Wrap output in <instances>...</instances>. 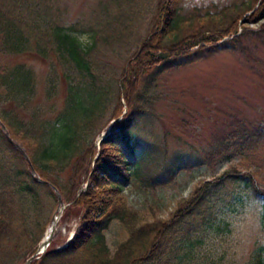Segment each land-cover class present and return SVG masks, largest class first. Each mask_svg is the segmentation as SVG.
Here are the masks:
<instances>
[{
    "label": "trees",
    "instance_id": "trees-1",
    "mask_svg": "<svg viewBox=\"0 0 264 264\" xmlns=\"http://www.w3.org/2000/svg\"><path fill=\"white\" fill-rule=\"evenodd\" d=\"M77 1L81 7L72 20ZM181 2L0 0V121L5 126L0 125V264H23L26 259L22 263L18 255L26 248L36 249L48 225L39 223L40 213L47 201L52 203L50 211L57 206L53 186L70 202L66 213L76 207L84 212L74 239L65 248L47 249L30 264H78L81 255V264H217L198 261L197 254H203L198 249L202 228L187 219L212 209L227 188L225 175L197 185L176 203L168 218L152 214L151 221L128 205L121 192V184L134 182L146 167L143 150L138 161H131L126 152L133 150L132 137L140 119L151 112L160 76L221 50H246L242 41L248 32L234 35L238 20L252 9L246 21L264 16V0L233 1L203 13L195 6L186 17L180 14ZM149 12L147 34L126 57V49L136 39L135 30ZM82 32L88 34L87 43L78 37ZM225 35L234 37L218 43ZM258 37L264 40V29ZM22 53L50 60L43 78L45 98L57 95L61 82L66 83L58 110L34 101L38 88L32 67L5 61L6 56ZM106 54L125 60L121 71L115 70ZM110 102L115 117L122 115L118 129L99 149H92L85 144L86 129L104 115ZM55 111V117H50ZM5 130L22 141L30 162L8 140ZM207 143L206 163L239 157L248 167L249 151L264 146V127L233 118L221 133H211ZM31 167L43 182L36 180ZM68 167L66 192L58 174ZM85 180L88 187L76 197ZM244 182L248 186V179ZM250 190L264 205V191L254 186ZM115 219L127 237L111 253L104 231ZM33 221L37 229L31 236ZM250 264H264L263 245L253 251Z\"/></svg>",
    "mask_w": 264,
    "mask_h": 264
},
{
    "label": "rangeland",
    "instance_id": "rangeland-1",
    "mask_svg": "<svg viewBox=\"0 0 264 264\" xmlns=\"http://www.w3.org/2000/svg\"><path fill=\"white\" fill-rule=\"evenodd\" d=\"M233 1L240 3L242 0H182L180 14L186 17L195 6L200 7L202 13L207 9L216 10ZM152 2L155 4V0ZM80 7L77 1L70 19H75ZM252 10L245 12L238 20L234 34L248 32L249 37L242 41L246 50H221L214 56L174 68L160 76L153 92L151 112L140 119L132 137L133 150L126 152L131 161H138V155L144 151L146 167L141 176L134 182L121 184V192L128 205L142 212L149 221L152 214L168 218L176 203L188 197L197 185L225 175L227 188L212 203V209L199 216L192 215L191 220L190 217L187 219V223L200 224L202 228V242L198 249L203 254H197L198 261L208 259L217 264H250L253 251L259 246L264 247V205L250 190L254 186L264 191V146L254 152L249 151L252 161L249 160L248 167H245L248 163L239 157L212 164L203 161L210 134L221 133L233 118L245 123H259L264 127V40L258 39L264 29V16L256 22L246 21ZM150 16L151 12L135 30L136 39L126 49V57L137 50L139 41L147 34ZM207 29L204 28L206 32ZM234 35H225L218 43ZM78 37L83 43L89 41L87 33H79ZM106 56L115 70L121 71L125 60L110 54ZM5 61L9 64L25 63L32 67L38 88L34 101L54 105L58 110L65 97L66 83L61 82L57 95L45 98L43 78L50 60L41 59L33 53H22L6 56ZM112 107L110 102V108L104 115L86 129L85 144L92 149L101 147L103 141L100 143L99 139L103 134L118 129L117 121L122 115L115 117ZM55 114L56 111L49 113L52 118ZM9 137L14 140L12 136ZM16 139L14 141L24 148L18 136ZM24 150L29 156L28 151ZM257 151H260V155ZM131 166L134 167L133 164ZM171 167L175 169V174ZM70 173L68 167L58 174L66 192ZM246 179L250 184L248 186L244 182ZM88 184V180H85L80 185L76 197ZM63 202L66 207L62 211L58 210V205L50 211L52 203L47 201L38 221L44 226L48 225L39 238L40 232L37 234L39 240L35 244L36 249L32 252V248H26L18 255L22 263L34 254L40 256L38 246L50 232L49 228L56 218V230L48 248H62L74 239L84 209L76 207L69 214V211L65 212L69 202L64 199ZM49 214L51 216L47 220ZM35 229L33 221L29 228L31 236ZM104 237L110 252L114 253L127 234L115 219L104 231ZM82 260L83 255L76 262L81 264Z\"/></svg>",
    "mask_w": 264,
    "mask_h": 264
},
{
    "label": "water",
    "instance_id": "water-1",
    "mask_svg": "<svg viewBox=\"0 0 264 264\" xmlns=\"http://www.w3.org/2000/svg\"><path fill=\"white\" fill-rule=\"evenodd\" d=\"M0 123H1V121H0ZM1 124H2V123H1ZM2 126H4V125L2 124ZM6 135H7L8 140L13 144V146H14L17 150H19V151H20V152H21V153H22L27 159H29L28 154L26 153V151L24 150V148H23L19 143H17L16 141L12 140V139L8 136V133H6ZM107 139H108V138L106 137L105 140H107ZM31 173H32L33 176H35L36 180H39V181H41V182L44 181L43 179H41V178H39L38 176H36V172H35L34 168H32ZM46 182H47V181H46ZM47 183H48L49 185L53 186L50 182H47ZM53 188H54V191H55V193H56V195H57V198H58V210H59V211H62L66 205L64 204V202H63V200H62V197H61V195H60L59 190H58L56 187H54V186H53ZM47 244H48V243L45 242L43 246H47ZM35 256H36V255L34 254V255H32L31 257L27 258L23 264H30L31 261L35 258ZM37 257H39V256H37Z\"/></svg>",
    "mask_w": 264,
    "mask_h": 264
},
{
    "label": "bare ground",
    "instance_id": "bare-ground-1",
    "mask_svg": "<svg viewBox=\"0 0 264 264\" xmlns=\"http://www.w3.org/2000/svg\"><path fill=\"white\" fill-rule=\"evenodd\" d=\"M57 219V218H56Z\"/></svg>",
    "mask_w": 264,
    "mask_h": 264
}]
</instances>
